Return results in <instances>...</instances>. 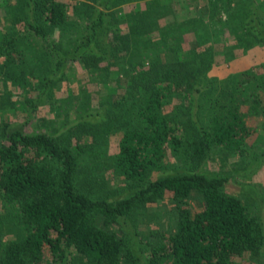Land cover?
Instances as JSON below:
<instances>
[{
  "label": "trees",
  "instance_id": "trees-1",
  "mask_svg": "<svg viewBox=\"0 0 264 264\" xmlns=\"http://www.w3.org/2000/svg\"><path fill=\"white\" fill-rule=\"evenodd\" d=\"M82 1L75 13L84 23L66 46L53 35L73 26L67 3L0 2L1 85L32 88L22 97L26 122L47 105L75 116L62 132L26 134L4 119L21 104L0 95V264H241L264 256L262 217L227 192L229 177L205 170L216 149L248 156L258 133L250 120H264V65L209 75L264 47L263 0ZM131 3L128 17L122 6ZM33 37L44 43L34 87L22 47ZM76 61L112 96L122 89L120 99L101 100L96 112L88 95L59 100L56 84ZM117 136L113 175L98 176L92 161ZM86 166L92 177L82 174ZM167 201L174 227L144 231L150 209Z\"/></svg>",
  "mask_w": 264,
  "mask_h": 264
},
{
  "label": "rangeland",
  "instance_id": "rangeland-1",
  "mask_svg": "<svg viewBox=\"0 0 264 264\" xmlns=\"http://www.w3.org/2000/svg\"><path fill=\"white\" fill-rule=\"evenodd\" d=\"M58 1L67 3L70 6V19L73 26H71L70 30L57 29L54 32L53 39L55 42L62 43L66 46L68 40H74L77 37L78 31L76 32L75 30H79L84 23V17H81L82 13H75V6H78L79 4L81 5L83 1ZM182 1L185 2V0H181V3L185 4ZM201 1L204 3L206 2V0ZM259 3H264V0ZM122 10L128 17H131L134 15L136 10V4H125L122 6ZM0 17H3L2 12L0 13ZM223 18L226 19V15H223ZM167 21L168 19H164L161 22L166 23ZM25 37L27 36L25 35ZM43 46L44 43L38 37H33L30 40L25 41L22 45L23 51L27 57L25 69L31 79V83H33L32 87H34L36 82L35 76L38 72L35 55L39 49H43ZM261 65H264V47L257 46L251 49L245 56L240 57L229 64L214 66L209 75L222 80L226 79L232 73L245 71ZM64 76L65 77L59 80L56 84L57 98L59 100H63L64 102H70L74 99V97H84L85 95H88L92 99L91 109L94 112H96L97 109H100L99 106L101 100L104 103H107L108 100L116 102L123 94L122 89H120L115 96H112L111 92H108V90L103 89L102 86L99 85L100 78L98 76H93L91 69L85 67L78 61L71 62ZM108 86L111 89L115 88V82H111ZM28 89L25 88L16 90L13 86H11V84L4 87L0 83V95L9 92L12 103L15 102L17 104H21L22 97L28 94L32 88L30 87ZM34 94L35 93L33 92L31 95ZM104 108L107 109L108 106L105 105ZM23 111L24 107L21 104L18 107L17 112H9L7 115L8 117H4V119H9L15 124V126L21 128L26 134H34L38 132L59 133L67 126L74 125L75 123L73 122V119H75L73 114L74 112H72L71 109H64L62 115L59 117L47 105L39 108L37 118L30 122H26V115ZM250 125L255 127V129H258V133L248 140L250 149L246 154L248 156L241 157L239 155H230L222 150L216 149L211 159L205 165V170L209 174L229 177L230 181L227 183L226 187L227 192L242 199L245 203H247L251 211L254 214H259L264 221V156L259 157V155L264 152V137L260 135L262 130H264V120L252 119L250 120ZM118 142V136L112 137L109 140V146L107 147V150L104 151L103 155H100L97 159L92 161L94 167L97 168L95 173H97L98 176L105 175V177H112L113 171L110 165L112 163V158L117 153ZM90 154L92 155L93 153ZM94 167L86 166L82 168V174L92 177L94 175ZM190 205L195 213L199 210L197 202L192 200ZM174 208L175 207L171 205L169 201L160 206L157 205L152 207L149 211V216L154 218L151 227L141 228L146 231L149 229H171L174 227L177 219ZM3 212V209H0V213ZM239 262L241 264H264V256L255 260L240 259Z\"/></svg>",
  "mask_w": 264,
  "mask_h": 264
}]
</instances>
